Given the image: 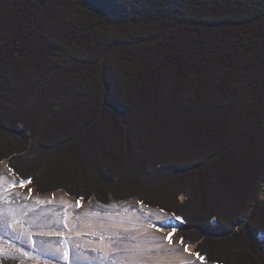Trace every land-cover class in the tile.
<instances>
[{"label":"trees","instance_id":"1","mask_svg":"<svg viewBox=\"0 0 264 264\" xmlns=\"http://www.w3.org/2000/svg\"><path fill=\"white\" fill-rule=\"evenodd\" d=\"M3 160L40 196L171 215L206 264H264V0H0Z\"/></svg>","mask_w":264,"mask_h":264},{"label":"rangeland","instance_id":"2","mask_svg":"<svg viewBox=\"0 0 264 264\" xmlns=\"http://www.w3.org/2000/svg\"><path fill=\"white\" fill-rule=\"evenodd\" d=\"M260 198L264 199V187ZM177 225L171 215L134 200L101 205L78 202L62 192L40 196L13 176L6 160L0 161V264H65L60 257L70 256L75 264H116L115 257L121 254L160 256L167 264H206L195 253L199 242L181 240L174 232ZM52 226L63 231L57 233ZM89 241L124 250L103 255L89 250ZM257 243L264 246V232ZM37 248L49 254L55 250L56 257L41 258Z\"/></svg>","mask_w":264,"mask_h":264},{"label":"crops","instance_id":"3","mask_svg":"<svg viewBox=\"0 0 264 264\" xmlns=\"http://www.w3.org/2000/svg\"><path fill=\"white\" fill-rule=\"evenodd\" d=\"M32 228L36 231L40 229V228H35V227H32ZM52 229H53V231H55L57 233H59L60 231H63L60 229V227H53L52 226ZM54 236L55 235H52V237H54ZM41 243H43V242L41 241ZM80 243H82V242H80ZM82 244H86V243H82ZM86 245L88 246L89 250H91V251L93 250L94 252L100 251L101 254H103V255H110L114 252H117L118 250L119 251L124 250V247L122 249L113 250L107 242H101L100 244H97V243H92L91 241H89ZM37 250H38L37 254L41 258L45 257V258H49V259L53 260V258L56 257L53 255V254H56L55 250L52 252L50 251V254L45 252L42 248L41 249L37 248ZM155 257L156 256H154V257H150V256L138 257L137 255H134V254H127V255L121 254V255H117L115 257V262H116V264H140V263L141 264H155L158 260L162 264H167V262H166L167 259H163L160 256L158 258H155ZM60 260L61 261L65 260V262H66L65 264H75V262H76V259L71 257V256L69 258L60 257Z\"/></svg>","mask_w":264,"mask_h":264},{"label":"snow or ice","instance_id":"4","mask_svg":"<svg viewBox=\"0 0 264 264\" xmlns=\"http://www.w3.org/2000/svg\"><path fill=\"white\" fill-rule=\"evenodd\" d=\"M28 183H30V181H28ZM16 185L15 184H13V188L15 187ZM20 187H24L25 186V184H23V183H21L20 185H19ZM169 241H170V236H169Z\"/></svg>","mask_w":264,"mask_h":264},{"label":"water","instance_id":"5","mask_svg":"<svg viewBox=\"0 0 264 264\" xmlns=\"http://www.w3.org/2000/svg\"><path fill=\"white\" fill-rule=\"evenodd\" d=\"M263 190V189H262Z\"/></svg>","mask_w":264,"mask_h":264}]
</instances>
